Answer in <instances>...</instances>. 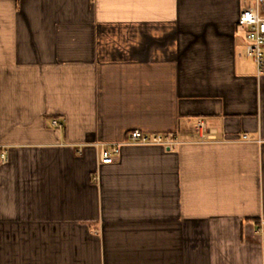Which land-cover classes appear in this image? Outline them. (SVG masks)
Masks as SVG:
<instances>
[{
    "label": "crops",
    "instance_id": "crops-1",
    "mask_svg": "<svg viewBox=\"0 0 264 264\" xmlns=\"http://www.w3.org/2000/svg\"><path fill=\"white\" fill-rule=\"evenodd\" d=\"M251 4L0 0V264H264Z\"/></svg>",
    "mask_w": 264,
    "mask_h": 264
},
{
    "label": "built area",
    "instance_id": "built-area-1",
    "mask_svg": "<svg viewBox=\"0 0 264 264\" xmlns=\"http://www.w3.org/2000/svg\"><path fill=\"white\" fill-rule=\"evenodd\" d=\"M239 23L245 26L246 54L252 58L257 66L258 73L264 74V0H253V4L243 9L239 17ZM60 125L57 120L53 122ZM197 128L203 131V137L215 138L216 130H208L206 123L199 120ZM244 140L251 141L245 135ZM182 143L180 138L169 133H150L140 129H134L129 133L125 142L113 146L101 148V162L103 164L114 163L121 153L123 144L160 146L164 149H174Z\"/></svg>",
    "mask_w": 264,
    "mask_h": 264
}]
</instances>
